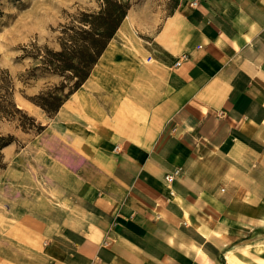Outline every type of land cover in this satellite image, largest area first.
<instances>
[{
  "label": "crops",
  "instance_id": "0c3cea01",
  "mask_svg": "<svg viewBox=\"0 0 264 264\" xmlns=\"http://www.w3.org/2000/svg\"><path fill=\"white\" fill-rule=\"evenodd\" d=\"M53 118L5 171L0 264H239L264 234V0L130 10Z\"/></svg>",
  "mask_w": 264,
  "mask_h": 264
},
{
  "label": "rangeland",
  "instance_id": "374dc122",
  "mask_svg": "<svg viewBox=\"0 0 264 264\" xmlns=\"http://www.w3.org/2000/svg\"><path fill=\"white\" fill-rule=\"evenodd\" d=\"M128 1L131 3L130 10H136L141 18L156 15L164 20L175 11L181 0ZM102 3L103 0H0V69L8 71L13 78L15 101L19 108L45 126L41 133H36L23 131L18 120L0 123L1 135L14 138L10 144L12 149L4 148L2 151L7 167L0 170V189L7 182L5 171L14 164L15 156L40 139L48 125L52 127L55 124V119L48 117L30 98L59 85L63 79L40 71L35 72L36 77H31L36 62L29 55L36 48L59 50L63 27L82 12L99 11ZM0 209L5 211L7 206L0 204ZM262 235L251 238V242H245L236 251L239 264H264L259 254L264 249ZM254 245L257 247H252Z\"/></svg>",
  "mask_w": 264,
  "mask_h": 264
},
{
  "label": "trees",
  "instance_id": "16d2710c",
  "mask_svg": "<svg viewBox=\"0 0 264 264\" xmlns=\"http://www.w3.org/2000/svg\"><path fill=\"white\" fill-rule=\"evenodd\" d=\"M130 9L131 3L128 0H103L99 11L82 12L63 27L59 50L36 48L29 55L36 62L30 76L36 77L35 72L40 71L59 76L63 80L59 85L30 98L31 102L53 118L65 101L90 77ZM15 93L10 73L0 69V123L18 120L23 131L41 133L45 126L19 108ZM13 142L12 136L5 137L0 133V170L7 167L2 151Z\"/></svg>",
  "mask_w": 264,
  "mask_h": 264
},
{
  "label": "built area",
  "instance_id": "2783aa9c",
  "mask_svg": "<svg viewBox=\"0 0 264 264\" xmlns=\"http://www.w3.org/2000/svg\"><path fill=\"white\" fill-rule=\"evenodd\" d=\"M198 5L197 1L192 2V6L196 7ZM180 62H178L176 65H179ZM180 174V170H175L173 173L168 174L165 179L168 183H171L174 181V179L176 178V176H178Z\"/></svg>",
  "mask_w": 264,
  "mask_h": 264
}]
</instances>
